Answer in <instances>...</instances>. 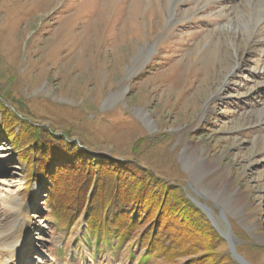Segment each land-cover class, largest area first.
Masks as SVG:
<instances>
[{
  "label": "rangeland",
  "instance_id": "374dc122",
  "mask_svg": "<svg viewBox=\"0 0 264 264\" xmlns=\"http://www.w3.org/2000/svg\"><path fill=\"white\" fill-rule=\"evenodd\" d=\"M259 3L0 0V102L48 131L45 151L63 146L53 133L86 148L93 162H137L205 207L223 239L211 251L180 212H165L159 234L171 253L147 264H203L212 254L225 264H264ZM234 49L241 69H233ZM28 148L0 132V264H138L150 223L119 249L95 255L96 246L77 241L84 220L69 229L50 223L48 191L34 181Z\"/></svg>",
  "mask_w": 264,
  "mask_h": 264
},
{
  "label": "trees",
  "instance_id": "16d2710c",
  "mask_svg": "<svg viewBox=\"0 0 264 264\" xmlns=\"http://www.w3.org/2000/svg\"><path fill=\"white\" fill-rule=\"evenodd\" d=\"M17 127L19 131L15 134ZM42 131L48 133L46 129H37L21 121L19 115L0 102V132L8 141L29 147L27 150L34 155L30 167L34 181L48 191L49 198L44 202L51 213L50 223L69 229L84 220L86 226L77 241L83 240L89 247L96 246L95 255L100 247L109 254L119 249L118 246L134 239L136 232L150 223V228L139 239L145 255H138L137 263L147 264L153 259L167 257L171 251L164 248L159 234L162 230L160 220L165 212H180L182 225H191L209 250L215 251L223 242L204 213L186 195H179L177 189L165 185L137 162L100 156L93 162L86 148L64 135L53 133L49 136L63 146L49 153L45 149L51 143L48 140L40 143ZM32 144L36 146L34 149ZM71 147L78 153L69 154ZM38 148L41 149L38 151ZM149 217L157 219L153 221ZM184 240V245L191 242L188 238ZM183 251L187 252V247L183 246ZM220 255L212 254V259H206L203 264H225L226 258L220 259Z\"/></svg>",
  "mask_w": 264,
  "mask_h": 264
},
{
  "label": "bare ground",
  "instance_id": "6f19581e",
  "mask_svg": "<svg viewBox=\"0 0 264 264\" xmlns=\"http://www.w3.org/2000/svg\"><path fill=\"white\" fill-rule=\"evenodd\" d=\"M261 2H264V0H260V3H259V5H257V6H255L256 7V12L254 13L255 14V18H253L255 21H260L262 18H263V16H264V6H263V4L261 3ZM239 12H241V11H239ZM173 17H174V11H172L171 12V15H170V19L169 20H172L173 19ZM253 20V21H254ZM231 29V28H230ZM232 31H233V29H232ZM250 38V40H251V37H249ZM249 38L246 40V41H250L249 40ZM256 42H259V41H251V43H256ZM234 66H233V69H241L242 68V66H240V58H239V54H238V52L234 49ZM232 68V67H231ZM234 70V71H235Z\"/></svg>",
  "mask_w": 264,
  "mask_h": 264
},
{
  "label": "water",
  "instance_id": "95a60500",
  "mask_svg": "<svg viewBox=\"0 0 264 264\" xmlns=\"http://www.w3.org/2000/svg\"><path fill=\"white\" fill-rule=\"evenodd\" d=\"M197 206H199V208H201V210H203V211L207 214V216H209V211H208L205 207L199 205L198 203H197ZM208 218L211 219L210 216H209ZM221 218H222L223 221H225V218H224L223 216H221ZM211 221H212V219H211ZM222 235H223V237L227 240V242H228V244H229V249H230L231 254H232L233 256H235V259H236V260H238L239 262H242L241 259H240L238 256L234 255V249H233V245H232V243H231L232 240H231V235H230V233L228 232V234H226V235L222 234Z\"/></svg>",
  "mask_w": 264,
  "mask_h": 264
}]
</instances>
